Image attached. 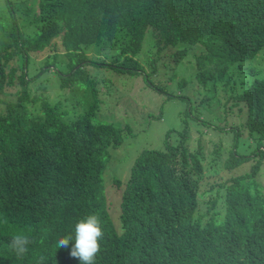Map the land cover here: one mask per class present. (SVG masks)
Wrapping results in <instances>:
<instances>
[{
  "label": "trees",
  "instance_id": "trees-1",
  "mask_svg": "<svg viewBox=\"0 0 264 264\" xmlns=\"http://www.w3.org/2000/svg\"><path fill=\"white\" fill-rule=\"evenodd\" d=\"M167 62L191 65L185 94ZM134 78L187 108L117 202L104 174L132 126L98 114ZM90 213L96 264H264V0H0V264H81L55 244Z\"/></svg>",
  "mask_w": 264,
  "mask_h": 264
},
{
  "label": "rangeland",
  "instance_id": "rangeland-1",
  "mask_svg": "<svg viewBox=\"0 0 264 264\" xmlns=\"http://www.w3.org/2000/svg\"><path fill=\"white\" fill-rule=\"evenodd\" d=\"M45 55H41L39 58H43ZM91 56L95 57L96 55L91 54ZM160 59L167 60L163 57ZM174 67H176L174 64L167 62L159 80L166 81L169 77L175 76L174 82H163L165 91L176 95L185 94L186 89H181L177 83L183 77L186 80L192 79V67L191 65L188 68L180 67L179 70L178 68L174 69ZM134 79H139V83L137 81L134 83V90L128 87V92L121 94L119 101H115L111 108H105L104 112L98 114V118L103 121H112L124 127H128L129 124L132 126V129H126L123 144L118 149L111 150L112 159L106 173L107 180L114 177L126 182L139 154L145 149L161 148L166 139V134L178 128L180 124L179 113L187 108V103L183 99L165 100L162 95L149 90L142 78ZM212 113L211 110L210 116ZM197 134L200 135L201 133L198 132ZM197 141H193L192 147H196ZM215 144L217 142L211 140L209 146L214 147ZM221 160L223 158H219L215 162H221ZM243 169L234 167L228 174L236 176L241 174ZM110 194L114 200L119 201L118 190L111 191ZM113 207L117 210L118 204L115 203ZM114 214L118 216L119 213L115 211Z\"/></svg>",
  "mask_w": 264,
  "mask_h": 264
},
{
  "label": "clouds",
  "instance_id": "clouds-1",
  "mask_svg": "<svg viewBox=\"0 0 264 264\" xmlns=\"http://www.w3.org/2000/svg\"><path fill=\"white\" fill-rule=\"evenodd\" d=\"M125 132H123V136ZM110 161L108 165L110 164ZM108 165L104 174L105 179L107 169L109 167ZM114 180L119 179L112 177L110 180H107V185L110 192H115V190L111 189V183ZM104 236L105 232L103 228L102 218L97 213H90L88 215H85L84 217L79 218L74 225V231L61 236L56 241L55 248L67 249L70 242L75 240V243L72 245L70 255L74 258H78L81 264H96L97 257L102 251L101 242L103 241ZM33 242L34 241L30 235L20 233L11 237L9 248L15 253L18 259H21L28 253L29 245ZM45 261L46 257H39V264H44Z\"/></svg>",
  "mask_w": 264,
  "mask_h": 264
}]
</instances>
